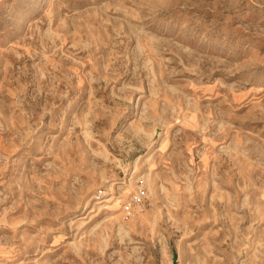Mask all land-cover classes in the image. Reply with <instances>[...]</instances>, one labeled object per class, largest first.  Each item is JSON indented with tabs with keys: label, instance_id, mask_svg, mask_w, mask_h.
<instances>
[{
	"label": "rangeland",
	"instance_id": "374dc122",
	"mask_svg": "<svg viewBox=\"0 0 264 264\" xmlns=\"http://www.w3.org/2000/svg\"><path fill=\"white\" fill-rule=\"evenodd\" d=\"M0 264H264V0H0Z\"/></svg>",
	"mask_w": 264,
	"mask_h": 264
},
{
	"label": "built area",
	"instance_id": "2783aa9c",
	"mask_svg": "<svg viewBox=\"0 0 264 264\" xmlns=\"http://www.w3.org/2000/svg\"><path fill=\"white\" fill-rule=\"evenodd\" d=\"M101 196L98 195V198ZM148 201V191L142 185H139L127 197L122 199L123 216L125 219H134L138 214L143 212Z\"/></svg>",
	"mask_w": 264,
	"mask_h": 264
},
{
	"label": "bare ground",
	"instance_id": "6f19581e",
	"mask_svg": "<svg viewBox=\"0 0 264 264\" xmlns=\"http://www.w3.org/2000/svg\"><path fill=\"white\" fill-rule=\"evenodd\" d=\"M159 133H160L159 131L156 132V134H159ZM159 135H160V134H159Z\"/></svg>",
	"mask_w": 264,
	"mask_h": 264
}]
</instances>
